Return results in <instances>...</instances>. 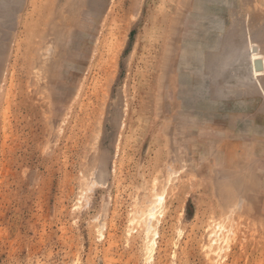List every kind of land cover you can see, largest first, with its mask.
<instances>
[{"label":"rangeland","instance_id":"obj_1","mask_svg":"<svg viewBox=\"0 0 264 264\" xmlns=\"http://www.w3.org/2000/svg\"><path fill=\"white\" fill-rule=\"evenodd\" d=\"M261 70L264 0H0V264H264Z\"/></svg>","mask_w":264,"mask_h":264},{"label":"bare ground","instance_id":"obj_2","mask_svg":"<svg viewBox=\"0 0 264 264\" xmlns=\"http://www.w3.org/2000/svg\"><path fill=\"white\" fill-rule=\"evenodd\" d=\"M255 54V53H254ZM256 60H259V59H261V57H259V59H257L258 58V56L256 55L255 57H254ZM254 59V60H255ZM263 73H264V71L263 70H261ZM258 73V72H257ZM260 73V72H259ZM255 74H256V71H255Z\"/></svg>","mask_w":264,"mask_h":264}]
</instances>
